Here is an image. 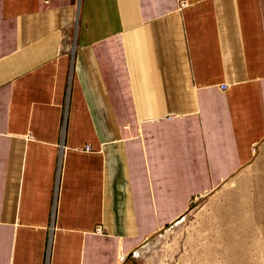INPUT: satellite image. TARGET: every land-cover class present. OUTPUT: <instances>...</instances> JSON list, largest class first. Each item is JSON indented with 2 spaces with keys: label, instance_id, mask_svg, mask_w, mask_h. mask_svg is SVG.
<instances>
[{
  "label": "crops",
  "instance_id": "obj_1",
  "mask_svg": "<svg viewBox=\"0 0 264 264\" xmlns=\"http://www.w3.org/2000/svg\"><path fill=\"white\" fill-rule=\"evenodd\" d=\"M263 147L264 0H0V264H124Z\"/></svg>",
  "mask_w": 264,
  "mask_h": 264
},
{
  "label": "rangeland",
  "instance_id": "obj_2",
  "mask_svg": "<svg viewBox=\"0 0 264 264\" xmlns=\"http://www.w3.org/2000/svg\"><path fill=\"white\" fill-rule=\"evenodd\" d=\"M123 263L264 264V147Z\"/></svg>",
  "mask_w": 264,
  "mask_h": 264
},
{
  "label": "built area",
  "instance_id": "obj_3",
  "mask_svg": "<svg viewBox=\"0 0 264 264\" xmlns=\"http://www.w3.org/2000/svg\"><path fill=\"white\" fill-rule=\"evenodd\" d=\"M188 5V3L187 2H181L180 3V7H185V6H187ZM226 87V84H222V85H220V88H225ZM86 149H90V147L89 146H86ZM97 231H100V228H97Z\"/></svg>",
  "mask_w": 264,
  "mask_h": 264
}]
</instances>
